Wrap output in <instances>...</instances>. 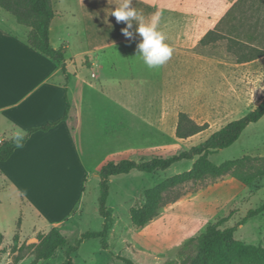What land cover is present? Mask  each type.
<instances>
[{
  "label": "rangeland",
  "instance_id": "obj_1",
  "mask_svg": "<svg viewBox=\"0 0 264 264\" xmlns=\"http://www.w3.org/2000/svg\"><path fill=\"white\" fill-rule=\"evenodd\" d=\"M64 1L73 8V0ZM54 4L58 9V0ZM70 19L64 22L73 20ZM138 43H128L125 54L116 52L111 58L115 68L104 62V70L97 72L103 83H87L76 136L80 163L71 146L58 149V166L50 162L53 149L44 151L46 160L29 156L25 163L23 159L14 162L15 178L9 177L0 163V264H63L68 259L67 249L75 246L83 233L103 228L98 198L99 172L104 163L170 156L189 149L230 121L243 117L264 99V62L238 63L240 59L256 57L251 48L237 46V54L233 55L227 52L225 42L191 40L189 52L184 54L181 40H177L174 63L150 69L137 55ZM53 45L58 47V37H54ZM83 61L90 63L89 58ZM85 68L84 74L91 76L89 67ZM113 76L117 80L121 77V85L117 80L104 82ZM84 89L79 87L81 92ZM181 113L207 128L188 138L178 137ZM2 136L1 129L0 139ZM243 155L264 157V117L250 124L237 142L214 153L211 159L221 163ZM192 164L182 162L166 171H133L113 177L108 200L115 217L110 247L104 249L99 239L84 240L71 254L73 263L124 264L116 257L121 254L139 264H169L178 261L179 251L190 238L217 222L221 228L235 226L236 239L264 246V213L239 225L250 209L264 203V178L252 185H244L230 175L188 182L174 189L172 201L146 226L132 223L130 210L143 204L147 189L189 170ZM26 169H36L38 174L29 176ZM78 189L79 194L81 189L83 193L77 208L58 224L54 216L58 219V214L66 213ZM61 194L63 201L57 209L45 207L42 198ZM176 195L179 198L173 200ZM54 228L65 237L66 244L51 258L42 259L29 245L40 244ZM17 257L23 259L16 262Z\"/></svg>",
  "mask_w": 264,
  "mask_h": 264
},
{
  "label": "crops",
  "instance_id": "obj_2",
  "mask_svg": "<svg viewBox=\"0 0 264 264\" xmlns=\"http://www.w3.org/2000/svg\"><path fill=\"white\" fill-rule=\"evenodd\" d=\"M69 3L58 0L56 9L53 0L56 16L50 29L52 44L54 37H58L57 48L63 46L67 49V74L61 66L28 44L30 28L19 24L0 6V130L3 132L0 142L12 138L17 127L26 133L31 127L60 118L67 106L66 88L71 102L66 120L49 131L33 133L25 146L17 149L9 160L0 162L9 177L15 178L12 175L17 169L14 162L23 159L25 163L29 156H38L41 158L38 161L46 160L44 151L48 149L55 152L51 153L52 157L50 155V162L55 166H58V149L70 146L76 150V160L81 162L76 136L81 123V102L82 106L86 102L83 100L88 92L87 83H103L97 72L104 70V62L115 68L111 58L116 52L121 54L124 51L125 54L128 43L142 39L136 33L137 21H132V27L128 29L131 36H125L123 29L126 23L117 22L111 14L120 0H73V8ZM131 6L146 21L154 15L159 16L158 28L173 50L166 64L174 63L177 40H181L185 54L189 52L191 40L202 43L209 32L212 33L207 43L225 42L229 54H237V46L251 48L257 53L256 57L240 59L238 63L264 62V0H132ZM67 17L73 20L64 22ZM86 58L90 60L87 65L83 61ZM85 67H89L91 76L84 74ZM113 80H117L115 76L104 82ZM117 81L121 85V77ZM80 86L85 88L82 92ZM78 92L80 98L77 97ZM26 171L29 176L38 174L36 169ZM79 192L78 189L66 213L58 214V219L54 216L53 220H58V224L64 216L74 213L83 190L81 194ZM42 201L47 209L53 211L63 201V195L48 196Z\"/></svg>",
  "mask_w": 264,
  "mask_h": 264
},
{
  "label": "trees",
  "instance_id": "obj_3",
  "mask_svg": "<svg viewBox=\"0 0 264 264\" xmlns=\"http://www.w3.org/2000/svg\"><path fill=\"white\" fill-rule=\"evenodd\" d=\"M0 6L11 13L19 24L30 28L27 38L28 44L61 66L62 71L67 74V49L63 46L55 48L51 42L50 29L56 16L53 0H0ZM211 33L209 32L202 39V42L209 39ZM65 100L67 106L64 114L55 121L29 128L25 133L22 142L23 146H25L33 133L49 131L68 118L71 109L68 88H66ZM263 117L264 99L246 115L230 121L214 131L208 138L191 146L189 149H184L170 156L143 157L139 160L124 158L109 160L104 163L99 172L100 196L98 198L99 212L104 219L103 228L99 231H86L83 233L78 243L67 249L68 259L63 264H74L71 254L77 251L81 243L87 239H99L101 246L104 249H109V237L115 223L113 211L108 206L111 193L110 181L113 177L127 175L133 171L152 174L158 171H166L178 163L193 162L189 170L167 177L162 183L145 191L143 204L130 210L132 223L137 227H144L156 218L160 210L172 201L170 194L174 189L188 182L201 183L230 175L244 185H252L259 179L264 178V157L243 155L221 163H216L211 159L214 153L237 142L250 124L260 121ZM206 128V124H198L186 113H181L176 134L180 138H188L202 132ZM19 148L21 147H17L12 138L3 139L0 142V162L9 160ZM178 198L179 195H176L173 200ZM263 213L264 203L250 209L239 222V225ZM235 231V226L221 228L219 222L210 224L205 232L190 238L184 244L179 251L178 261H173L169 264H264V246L236 239ZM2 239L3 235L0 233V243ZM65 244V237L54 228L48 235L42 237L40 244L29 246L35 247L40 258L49 259L58 248ZM116 257L124 264H139L121 254H117ZM22 259V257H17L16 262Z\"/></svg>",
  "mask_w": 264,
  "mask_h": 264
},
{
  "label": "clouds",
  "instance_id": "obj_4",
  "mask_svg": "<svg viewBox=\"0 0 264 264\" xmlns=\"http://www.w3.org/2000/svg\"><path fill=\"white\" fill-rule=\"evenodd\" d=\"M132 5V0H120V3L114 9L111 14L114 15L117 22H125L126 27L123 29L125 36H131L128 31L132 27V21L138 22L136 33L142 39L137 45L138 54L144 64L150 68H159L164 65L172 56L173 50L166 43V37L158 28L159 16L154 15L148 21L139 14ZM25 132L22 128H15L13 130L12 139L17 147L23 146V140Z\"/></svg>",
  "mask_w": 264,
  "mask_h": 264
}]
</instances>
